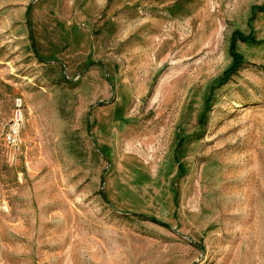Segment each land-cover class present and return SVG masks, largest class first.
I'll return each mask as SVG.
<instances>
[{
  "label": "rangeland",
  "instance_id": "obj_1",
  "mask_svg": "<svg viewBox=\"0 0 264 264\" xmlns=\"http://www.w3.org/2000/svg\"><path fill=\"white\" fill-rule=\"evenodd\" d=\"M85 6L0 0V264H264V0Z\"/></svg>",
  "mask_w": 264,
  "mask_h": 264
},
{
  "label": "built area",
  "instance_id": "obj_2",
  "mask_svg": "<svg viewBox=\"0 0 264 264\" xmlns=\"http://www.w3.org/2000/svg\"><path fill=\"white\" fill-rule=\"evenodd\" d=\"M28 108L22 95L13 99L12 114L4 129V141L10 147L20 148L25 143L24 130Z\"/></svg>",
  "mask_w": 264,
  "mask_h": 264
},
{
  "label": "crops",
  "instance_id": "obj_3",
  "mask_svg": "<svg viewBox=\"0 0 264 264\" xmlns=\"http://www.w3.org/2000/svg\"><path fill=\"white\" fill-rule=\"evenodd\" d=\"M84 1H85L86 6L83 9V14H86L89 16H97V13H98L97 10H99L98 0H84ZM98 28H99L98 25L91 24L88 27H80V29H78L80 33V35H78L79 37L78 41L82 48H85V49L90 48L94 42L98 41V34H97ZM86 56L87 55L84 50L83 57L85 58ZM97 120L100 121L102 125L106 124V121L102 116H99Z\"/></svg>",
  "mask_w": 264,
  "mask_h": 264
},
{
  "label": "trees",
  "instance_id": "obj_4",
  "mask_svg": "<svg viewBox=\"0 0 264 264\" xmlns=\"http://www.w3.org/2000/svg\"><path fill=\"white\" fill-rule=\"evenodd\" d=\"M232 54H233V56H234V64H233V66L227 71V73H229V72H234V71L240 66V64H241V62H242V55L235 51L234 46H232Z\"/></svg>",
  "mask_w": 264,
  "mask_h": 264
}]
</instances>
